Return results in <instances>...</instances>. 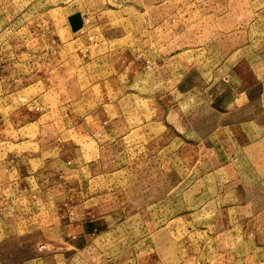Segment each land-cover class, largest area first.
I'll use <instances>...</instances> for the list:
<instances>
[{
  "label": "rangeland",
  "instance_id": "374dc122",
  "mask_svg": "<svg viewBox=\"0 0 264 264\" xmlns=\"http://www.w3.org/2000/svg\"><path fill=\"white\" fill-rule=\"evenodd\" d=\"M0 264H264V0H0Z\"/></svg>",
  "mask_w": 264,
  "mask_h": 264
}]
</instances>
